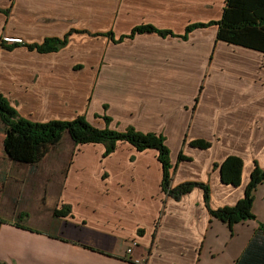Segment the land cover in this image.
Returning <instances> with one entry per match:
<instances>
[{
    "label": "crops",
    "instance_id": "crops-1",
    "mask_svg": "<svg viewBox=\"0 0 264 264\" xmlns=\"http://www.w3.org/2000/svg\"><path fill=\"white\" fill-rule=\"evenodd\" d=\"M225 5L226 0H0L6 10L0 12V36L24 40L0 48V92L32 120L84 114L99 128L134 126L163 134L173 186L203 182L211 188L213 209L235 205L255 164L264 169V52L218 40L214 24L182 36L191 23L219 20ZM144 24L173 35L144 32L119 40ZM66 34L68 43L56 51L27 47ZM193 139L212 144L196 148L189 144ZM69 142L72 155H54L61 163L42 179L40 198L10 212L0 209L2 262L251 260L252 237L264 222V182L254 191L256 218L230 227L211 215L202 187L179 198L163 190L158 150L117 141L105 156L102 142ZM180 154L187 158L179 160ZM51 155L31 167L39 170ZM231 155L243 159L239 185L225 184L215 167ZM65 205L71 211L55 216ZM23 211L27 216L17 223Z\"/></svg>",
    "mask_w": 264,
    "mask_h": 264
},
{
    "label": "trees",
    "instance_id": "trees-1",
    "mask_svg": "<svg viewBox=\"0 0 264 264\" xmlns=\"http://www.w3.org/2000/svg\"><path fill=\"white\" fill-rule=\"evenodd\" d=\"M6 10H1L3 12ZM218 27L217 39L229 42L230 44L243 45L244 47L257 49L264 52V0H226L223 8L222 17L217 21L195 22L187 26L183 36L187 39L189 34L195 28L207 27L210 25ZM144 32H157L161 35H173L168 29H158L152 24L136 26L131 34L124 37H133L135 34ZM111 39L113 32L105 33ZM69 34L63 38L52 36L47 37L39 43L27 44L28 49L40 52H51L64 47L68 43ZM22 43L8 44L0 42V48L11 49ZM107 122L111 121L110 117H105ZM0 121L4 126L5 137L3 145L5 155L10 161L35 165L42 161L50 152L53 146H57L67 132L75 144L102 142L106 148L105 156L109 155L117 145V141H128L138 150L156 149L159 153V160L163 165V190L179 198L187 193L193 187H202L204 189V199L211 215L218 217L223 222L228 223L230 227L236 222L255 219L256 216L252 211L254 204V191L264 182V169L255 164L252 170L250 180L247 184L246 191L242 199L238 200L235 205L220 206L213 209L211 205V194L208 184L203 182L185 181L175 186L171 182V156L170 149L166 144V137L163 134L140 132L134 126H128L124 131H118L111 128H99L91 123L84 114L72 119L48 121H39L26 118L22 115L17 107L14 106L10 99L0 92ZM196 148L206 149L211 146V142L205 139H193L189 143ZM187 157L180 154L179 160ZM219 166L221 169V179L225 184H241L243 172V159L238 155H231L223 160ZM71 211L69 205H65L61 210H55V216L65 215ZM27 216L26 212H21L16 217V222ZM263 236V238H261ZM255 247L249 264H264V222L260 223L256 236L252 237L251 244ZM247 254H245L246 256ZM244 264L243 258L238 261ZM247 263V264H248ZM0 264H6L0 260Z\"/></svg>",
    "mask_w": 264,
    "mask_h": 264
},
{
    "label": "rangeland",
    "instance_id": "rangeland-1",
    "mask_svg": "<svg viewBox=\"0 0 264 264\" xmlns=\"http://www.w3.org/2000/svg\"><path fill=\"white\" fill-rule=\"evenodd\" d=\"M5 36L7 35L0 36V42ZM4 137V126L0 121V209L3 208L10 212L13 208L25 206L31 197L35 200L36 197L40 198L43 195L41 184L44 178L49 175L47 171L54 169L55 165L61 163L53 161L52 158L59 154H63L64 157L72 155V146L69 142L72 138L66 132L59 144L50 149L52 155L43 161V165L38 168L39 170H36V167L13 162L7 158L3 145ZM36 182L38 183L35 185Z\"/></svg>",
    "mask_w": 264,
    "mask_h": 264
},
{
    "label": "built area",
    "instance_id": "built-area-1",
    "mask_svg": "<svg viewBox=\"0 0 264 264\" xmlns=\"http://www.w3.org/2000/svg\"><path fill=\"white\" fill-rule=\"evenodd\" d=\"M24 40L22 37H17V36H13V35H7L5 37H3V39L1 40V42H4V43H8V44H17V43H22ZM133 248L129 247L127 249V251L131 252ZM135 261L137 262H141L139 259H136ZM142 261H145V260H142Z\"/></svg>",
    "mask_w": 264,
    "mask_h": 264
}]
</instances>
